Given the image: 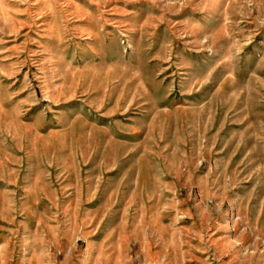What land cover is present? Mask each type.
I'll use <instances>...</instances> for the list:
<instances>
[{
	"label": "rangeland",
	"instance_id": "obj_1",
	"mask_svg": "<svg viewBox=\"0 0 264 264\" xmlns=\"http://www.w3.org/2000/svg\"><path fill=\"white\" fill-rule=\"evenodd\" d=\"M0 264H264V0H0Z\"/></svg>",
	"mask_w": 264,
	"mask_h": 264
}]
</instances>
